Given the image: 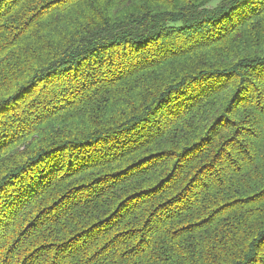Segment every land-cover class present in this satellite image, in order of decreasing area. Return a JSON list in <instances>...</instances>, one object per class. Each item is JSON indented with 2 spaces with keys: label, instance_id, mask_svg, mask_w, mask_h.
I'll return each mask as SVG.
<instances>
[{
  "label": "trees",
  "instance_id": "trees-1",
  "mask_svg": "<svg viewBox=\"0 0 264 264\" xmlns=\"http://www.w3.org/2000/svg\"><path fill=\"white\" fill-rule=\"evenodd\" d=\"M0 264H264V0H0Z\"/></svg>",
  "mask_w": 264,
  "mask_h": 264
},
{
  "label": "rangeland",
  "instance_id": "rangeland-1",
  "mask_svg": "<svg viewBox=\"0 0 264 264\" xmlns=\"http://www.w3.org/2000/svg\"><path fill=\"white\" fill-rule=\"evenodd\" d=\"M239 131H240V126H237V128H236L235 130L232 129V132H227L228 135L230 134V136H229L228 138H232V137L235 135V133H237V132H239ZM65 184H66V183H64L63 186H64ZM4 198H5V197H4ZM32 219H33V218H32ZM32 219L29 220L30 223H33V222H31ZM41 221H42V218H41V219H38L37 222H34L33 224L41 223ZM46 228H48V227H46ZM44 230H45V229H44ZM44 230H43V231H44ZM10 244H11V243H10ZM10 244H8V248H7V249H9ZM14 246H15V245H14Z\"/></svg>",
  "mask_w": 264,
  "mask_h": 264
}]
</instances>
